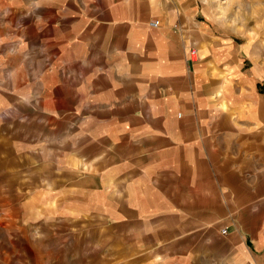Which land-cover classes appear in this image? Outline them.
<instances>
[{
	"label": "crops",
	"instance_id": "1",
	"mask_svg": "<svg viewBox=\"0 0 264 264\" xmlns=\"http://www.w3.org/2000/svg\"><path fill=\"white\" fill-rule=\"evenodd\" d=\"M16 2L0 13L28 30L0 31V196L96 226L100 254L264 264L262 104L203 1Z\"/></svg>",
	"mask_w": 264,
	"mask_h": 264
},
{
	"label": "rangeland",
	"instance_id": "2",
	"mask_svg": "<svg viewBox=\"0 0 264 264\" xmlns=\"http://www.w3.org/2000/svg\"><path fill=\"white\" fill-rule=\"evenodd\" d=\"M201 1L210 20L235 37L243 80H250L264 114V0H221L223 12L219 20L215 0ZM0 6V13L6 8L26 10V3L16 0H0ZM3 21L0 15L2 32L28 31ZM242 90L246 94L249 91L246 81ZM96 231V226L88 224L56 220L37 223L27 218L21 203H11L9 195L0 196V264H139L138 254H100L106 248L99 244Z\"/></svg>",
	"mask_w": 264,
	"mask_h": 264
},
{
	"label": "bare ground",
	"instance_id": "3",
	"mask_svg": "<svg viewBox=\"0 0 264 264\" xmlns=\"http://www.w3.org/2000/svg\"><path fill=\"white\" fill-rule=\"evenodd\" d=\"M215 4H216L217 13L219 15V18H218V20H219V19H221L220 16L222 17V12H223L222 2H221V0H215Z\"/></svg>",
	"mask_w": 264,
	"mask_h": 264
},
{
	"label": "built area",
	"instance_id": "4",
	"mask_svg": "<svg viewBox=\"0 0 264 264\" xmlns=\"http://www.w3.org/2000/svg\"><path fill=\"white\" fill-rule=\"evenodd\" d=\"M158 24V22L157 21H155L154 23H152V25H154V26H156ZM194 53V50L191 52V54H193ZM223 233H225V231H223Z\"/></svg>",
	"mask_w": 264,
	"mask_h": 264
}]
</instances>
